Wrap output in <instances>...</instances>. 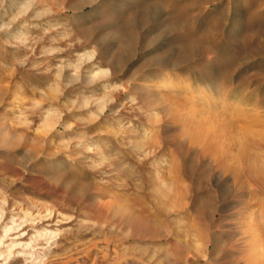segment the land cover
<instances>
[{
  "label": "rangeland",
  "instance_id": "rangeland-1",
  "mask_svg": "<svg viewBox=\"0 0 264 264\" xmlns=\"http://www.w3.org/2000/svg\"><path fill=\"white\" fill-rule=\"evenodd\" d=\"M257 115L264 0H0V264H264V181L190 143Z\"/></svg>",
  "mask_w": 264,
  "mask_h": 264
},
{
  "label": "bare ground",
  "instance_id": "bare-ground-1",
  "mask_svg": "<svg viewBox=\"0 0 264 264\" xmlns=\"http://www.w3.org/2000/svg\"><path fill=\"white\" fill-rule=\"evenodd\" d=\"M168 84V83H167ZM162 87V86H161ZM175 98V97H174ZM168 100V99H167ZM170 100V99H169ZM178 104V103H177ZM202 106V105H201ZM207 106V105H206ZM209 108V107H208ZM190 111V110H189ZM211 114V113H210ZM207 116V115H205ZM260 115H257V117H252L249 118V120L246 122L247 125L251 124H255V122H259L260 124L263 123L262 119H259ZM190 118V117H189ZM228 120V119H227ZM186 122V121H185ZM196 123V122H195ZM227 123V122H226ZM229 124L231 122H228ZM258 123V124H259ZM233 124V123H232ZM230 124V126L232 125ZM253 124V125H254ZM264 124V123H263ZM193 125V124H192ZM214 125V124H213ZM234 125V124H233ZM233 125L231 126L233 128ZM190 126V125H189ZM196 126V125H195ZM235 126V125H234ZM255 126V125H254ZM198 127V126H196ZM196 127L194 129H196ZM246 130H251L253 133V141L249 142L248 136H244L245 138H243L242 140L239 139L237 141V138H235L236 136L233 135L230 131L228 132H223L222 128H219L217 126V128H215V133L213 134V137L210 138V140L206 137L207 132L210 131L208 128V131L206 130V127L204 130H202L201 132H197L194 136H192L190 138V143L193 145H196L199 148V151L203 154V155H209L214 164L219 167L220 169H222L224 172L229 171V161L230 158H235V160L239 161L241 168H243L244 170H246V172L253 177L254 179H258L260 181H264V153L259 150V146L264 144V134L259 132L258 130H253L248 126H243ZM190 129L191 128L190 126ZM5 130V129H3ZM236 130V129H235ZM195 131V130H193ZM213 131V129H212ZM225 131V130H224ZM240 131V130H239ZM237 133V132H236ZM222 134V135H221ZM14 136V135H13ZM235 136V137H234ZM239 136V135H238ZM225 138L226 139V146H227V150L223 149L224 145L222 146L221 143V138ZM206 139H208L209 141H207ZM13 140V139H12ZM224 140V139H223ZM234 144H238L237 150L235 154H228L229 153V149L232 148V146ZM228 161V162H227ZM231 161V160H230ZM232 163V162H231ZM233 167V166H231ZM231 170V168H230ZM232 171V170H231ZM226 182V181H225ZM224 182V183H225ZM179 195H177L178 197ZM241 199V198H240ZM246 211L251 212L250 214L252 215L253 209L251 205H247L245 207ZM255 210V209H254ZM248 212V213H249ZM130 216V215H129ZM255 216V215H254ZM252 217V216H251ZM255 219V218H254ZM251 220V219H250ZM249 221V220H248ZM260 221V220H259ZM251 222V221H250ZM253 222V221H252ZM257 222V220H256ZM243 223V222H242ZM256 224V223H255ZM260 226V225H259ZM261 226L264 227V220L261 224ZM257 229V228H256ZM255 229V230H256ZM254 230V231H255ZM259 230V229H258ZM261 235V234H260ZM193 238V237H192ZM263 238V237H262ZM262 242V241H261ZM259 246V245H258ZM261 246V245H260ZM257 256V255H256ZM259 258V257H258ZM264 258V257H263ZM254 259V258H253ZM259 261V259H257ZM255 261V260H254ZM261 261V260H260ZM264 263V262H263Z\"/></svg>",
  "mask_w": 264,
  "mask_h": 264
}]
</instances>
